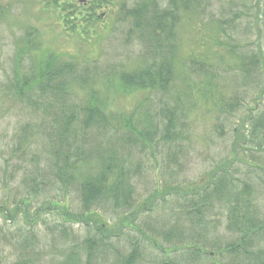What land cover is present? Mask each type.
Masks as SVG:
<instances>
[{"label": "rangeland", "instance_id": "374dc122", "mask_svg": "<svg viewBox=\"0 0 264 264\" xmlns=\"http://www.w3.org/2000/svg\"><path fill=\"white\" fill-rule=\"evenodd\" d=\"M59 1L82 13L90 0ZM44 3L0 0V264L26 261L29 252L30 264H86L88 239L95 242L91 264H123L136 243L137 264L253 262L250 253L238 256L229 250L241 238L239 229L229 230V201L215 203L206 214L186 216L184 194L176 188L199 191L201 181L206 184L220 167H230L237 189L250 188L255 217L264 224V141L254 124L264 115V0H199L190 23L177 29L169 90L136 94L120 88L121 75L160 59L147 31L134 30L124 12L139 0H118L99 10L101 18L85 39L45 12ZM49 56L58 59L56 66L74 62V72L44 96L35 88L30 102L16 95L17 72L30 79ZM91 100L104 106L109 126L81 132ZM167 111L175 114L178 132L165 142L155 127ZM74 113L77 124L60 132L62 117ZM131 118L138 131H151L150 147L143 148L131 131ZM82 147L85 152L78 156ZM110 157L130 172L133 207L104 200L91 207L106 224L102 230L109 229L105 236L92 220L89 226L76 222L85 211L81 179L69 181L64 166L76 167L79 160L77 173H92ZM33 181L42 183L36 191L29 190L36 186ZM23 199L29 206L7 220ZM147 202H153L152 209L142 207ZM66 205L70 219L62 212ZM174 223L181 224L183 235L165 240ZM259 236L250 252L264 251V231ZM153 240L164 249L183 251L164 253ZM194 246L207 256L191 257Z\"/></svg>", "mask_w": 264, "mask_h": 264}, {"label": "trees", "instance_id": "16d2710c", "mask_svg": "<svg viewBox=\"0 0 264 264\" xmlns=\"http://www.w3.org/2000/svg\"><path fill=\"white\" fill-rule=\"evenodd\" d=\"M117 1L118 0H90L89 7L86 11L76 13V10H73L74 7L72 5H64V3H61L59 0H45V10L51 15L54 14L53 16L58 18L59 22L63 24L65 28L68 27V30L71 32L80 28L84 34H81L80 31H78V34L84 39L85 36L93 34V32L86 27L97 22L101 18V16L97 14L98 11L107 8L105 6L115 5ZM199 5V0H139V3L134 8H127L124 11L127 17L131 19L134 30L141 32L147 31L149 40L159 47V55L155 58L160 59L157 64H148L137 70L135 73L131 72V74H122L120 78L121 81L119 80L120 88L124 90L130 89L131 94H136L137 92L150 93L154 91L167 92L169 90L175 77V60L177 59L178 49L177 29L183 22L191 20L190 16H192L193 12H197L195 6ZM113 12L114 11H112V13ZM74 21H76V24ZM218 39L219 37L216 35L215 40ZM57 60L58 59H55L53 56H49L46 60L40 63V69L36 70L35 75L30 79L26 78V76L19 75L17 72V77L12 86L16 95L24 98L27 102H30L35 88L40 89L41 95L44 96L50 92L52 88H55L54 83L57 80H67V77L75 70L74 62L63 63L62 66H56ZM256 62L260 63V60H256ZM247 72L250 73V69H248ZM61 89L62 88H59V90ZM83 112L85 114L83 121L84 129L81 126V132H85L94 126L99 129L109 126V121H107L105 115V108L103 105L96 102V100H91L84 108ZM78 119L79 116L75 113L71 114L69 117H67V115L63 116L59 123L60 132H70L74 123L76 122L77 124ZM127 123L131 126V131H135L140 136L141 146L143 148L150 147L152 144L151 131H138L133 126L132 118L127 120ZM254 124L256 130L261 128L262 132L260 137L264 141V115H260L258 121L254 122ZM155 128L156 132H158V129L162 130L163 141H172L178 132L175 114L167 111L165 119L158 120V125H156ZM247 150H250V148L248 147ZM76 152H78L79 156L85 152V149L82 147ZM82 160L89 161L88 159ZM79 168V160H76V167L70 165L64 166V170L66 171L65 175L68 176L69 181L70 179L71 181L81 179L78 189L82 206L85 211L76 215V222H85L89 226L92 220L93 223L97 224V231L106 236L109 229L107 231L102 230V227L106 224L99 221L100 215L98 211L95 209L92 210L91 207L96 206L101 200H104L112 201L117 207L129 206L132 208L133 205L131 201L133 187L130 185V179L128 180L127 175L130 172L127 170L124 162L116 160L115 157H110L107 162L106 160L103 161L99 165L97 172L77 173ZM229 168L230 167H220L218 171H215L212 174L206 184H203L201 181L200 184H202V186L199 188H203L199 191H195V189H191V191H183L182 188L177 187L176 190H179L184 194V200L186 202V207L181 206V209L185 212L186 216L190 213L200 216L208 213L210 209H213L215 203H219L226 199L230 202V208L228 207V217L230 221L229 230L236 231L239 229L238 233H241V238L237 245L232 246L229 250L236 253L238 256H246L250 253L249 256H253L255 259L250 264H264L263 250L260 252L253 250L251 252L249 251V248L260 240L261 236L257 238V235H262L264 224H261V221L259 222L255 217L253 211L254 205L249 198L250 188L245 186L243 189L238 190L233 183V177L230 174ZM7 181V179L3 181L4 186ZM41 185L42 183L39 184L36 182V186H29V190L36 191ZM45 186L44 183V187ZM157 193L159 192L157 191ZM29 204V199L21 200L19 205L17 204L18 208H16L14 213L9 212L6 219H14L22 209L21 207H28ZM152 204L153 202L148 205L147 202L142 207L148 205V208L152 209ZM51 206H59V203H53ZM61 208L65 218L70 219L69 206L66 205ZM189 208H192V210L189 211ZM141 210L143 211V208H141ZM2 211L3 208H0V212ZM26 213L28 212H24L25 215ZM164 235H166L164 238L165 240L171 239L173 236L174 238H179L183 235L181 224L174 223L172 229ZM26 241L27 240L24 241V244H26ZM86 243L89 253L86 264H91L95 242L92 239H88L86 240ZM153 243L158 250H163L162 252L164 253L183 251L182 247H173L169 250L164 249L158 240H153ZM189 249L191 252H196L195 254L190 255L191 257L199 256L201 258L206 257L208 254L206 250L200 246L190 247ZM29 255L30 252L28 253V259L19 262L18 264L32 263V260L29 259ZM209 256H212V254L210 253ZM140 257V243H136L135 246L132 247V251L126 257L123 264H137Z\"/></svg>", "mask_w": 264, "mask_h": 264}]
</instances>
